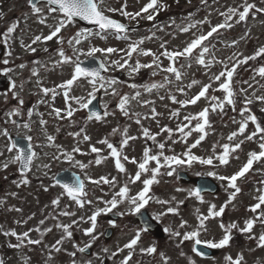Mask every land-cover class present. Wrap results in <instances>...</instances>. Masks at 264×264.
<instances>
[{"label":"rangeland","instance_id":"374dc122","mask_svg":"<svg viewBox=\"0 0 264 264\" xmlns=\"http://www.w3.org/2000/svg\"><path fill=\"white\" fill-rule=\"evenodd\" d=\"M148 0H127V10L129 12L138 11ZM251 3H255L257 8L264 7V0H249ZM122 0H106L105 7H114L119 8L121 6ZM241 3V0H217L210 6L206 7L202 11H200L196 16L192 18L185 17L177 18L173 24H169L164 28L163 31L160 29H153L145 32L144 30H137L133 32H129L128 35L131 41H135L141 37H148L155 33V37L153 39H145L144 44L142 45L145 49H152L157 55L162 51L160 49V44L164 41H167V47L170 50L182 49L187 42H189L193 38V33L196 35L201 34V32L206 33L210 24L215 25L221 23L223 21V17L219 15L220 12L226 10L229 6H236ZM188 5H193L192 2H189ZM187 5H183L185 8ZM196 7V6H195ZM24 12L23 16H27L24 19L25 28L20 33V42L23 41L24 44H30L32 39L36 35H48L49 27L46 25H42L37 22L36 17L31 13V10H22ZM119 15V13H116ZM125 21H130L127 18L119 15ZM207 17L209 23H204L202 25H197L196 28L190 29L188 33H183L179 31L180 26H187L192 23L195 24L197 21L204 20ZM143 19V18H142ZM47 23L49 25L53 24L54 21L49 18ZM79 28L74 25L67 28L66 30H62V35L67 40L71 38V36L78 31ZM3 31H0L2 33ZM247 33V35H245ZM211 39V38H210ZM0 40H2V36H0ZM236 40L237 43L232 45V41ZM48 46L45 42H38L33 45V47L37 48L35 53L26 51L21 46V52L17 57H9V65L14 69L11 73L14 79L19 76L25 79L26 75H29L32 67L28 66L21 70L17 66L21 63L25 64V59L31 61L34 64L35 61H39V64H35L39 69V79L43 81V85L45 87H51L53 77L50 71H45L47 67H53V62L59 59V56L56 54V49L58 44L55 42V39L50 43L47 41ZM128 40L116 39L113 34H108L107 39H101L98 36L91 37L88 41L82 42L79 47L87 50L91 46L97 47H117V48H125ZM21 45V43H20ZM210 46L212 47V52L215 55L216 60H225L229 66H231L232 60H227L228 57H233L235 59L234 54H242L243 56L252 55L259 47L264 46V14L257 13L256 18L252 19L251 16L247 19L246 22H241L239 24H235L231 29H221L219 30V35L214 34L212 40L210 42ZM63 47H67L69 52L72 54L71 48L65 42ZM44 48H48L49 51H43ZM100 55H104L102 53H98ZM5 58V57H4ZM117 55H112L108 57L109 60L118 59ZM206 60L210 59L209 55H206ZM137 59V57L133 56V63ZM142 63H149L152 57H139ZM162 63L165 67L169 65V61L163 57H161ZM0 62V67H5ZM261 64H264V60L261 58H257L255 61H249L246 65H242L237 69V73L234 76V81H238L240 83H235L234 87L239 90L240 88L247 89V93L249 96L255 92L256 95H264V88L260 87V85H264V78L256 75V81L259 83L253 82L251 79L254 75L253 69L259 67ZM42 65L44 67H42ZM180 65H184V67L180 68L182 72V78L180 81L175 80V76L165 73L158 72L156 76H152V69H141L138 74H134L133 76H129L127 71L124 69H113L107 72L106 76L115 77L119 81L127 82L129 90L127 92L134 90L129 85L132 83L136 84H144L151 82H163L165 76H167L173 83L167 85L164 88H160L158 90H153L149 93V97H145L143 95L140 96L138 101L136 102L134 99L130 100V107L132 108L133 113H139L141 123L137 124L134 119L127 120L126 118L122 121L121 129L125 126L128 127V134L131 136L137 137V139L130 141L129 146L124 149V153L128 155L130 158L135 157L137 160L142 158V151L145 145H149L152 149L153 154L157 151L156 143L151 140H146V138L142 135V127L148 128L152 133H160L157 137L158 142H166L165 154H177L180 155L186 150V145L191 144L198 137L197 133H193L192 136H189L186 142H177L172 143V140L179 141L180 133L174 132L172 136V140L167 139V133L161 132V128L167 125L169 128L176 129L177 125L183 122V117L189 114H196L200 110H202L208 103V101L204 98H201L195 105H188L186 107H181L179 103H174L170 100L169 94L175 95L177 100L190 99L195 94H197L200 88L204 83L209 82V77L213 74L218 73L222 65L219 63H213L210 68H205L202 65H198L193 57L191 60L181 58L179 63L176 64L177 67ZM56 68L61 69L65 67V80L69 79L73 73V65L64 64L55 66ZM207 69H210L209 71ZM204 70H206L204 72ZM122 71L124 73L123 76L118 77V72ZM208 72V73H207ZM193 79L200 81L199 84L194 85L192 88H187V85L191 83ZM243 81H248L249 84H252V88H248V84L243 83ZM63 82V81H62ZM61 83V82H60ZM122 83L118 84L116 87L119 91ZM59 84V83H58ZM33 90H39L36 85V79H32ZM217 85L214 83L213 88ZM179 87H184L185 92L180 93L177 91ZM26 89V87L24 88ZM90 85L87 83V80L81 78L77 81L72 89L71 94L76 96H84L87 97V93L90 91ZM142 90V89H139ZM8 93L7 103L4 101V94H0V130H3L5 127L8 128L9 131L15 130L17 132L23 133L27 135L31 134V130L24 128L22 125L24 122H33L38 121L41 118L36 113H43V119L47 120L48 123L46 125V131L48 134H51L56 137L55 144L62 146L64 150L71 151L72 148L79 146L81 148V153H75V159L80 160L81 162L87 164L88 161L94 160L96 154L91 153L90 145H95L103 149L104 151L101 155H107L108 149L105 145L97 143V141L102 138L108 136L110 141L115 143L116 141L121 139L119 133L116 135H110L112 133V129L116 127H120V118L116 113V99L117 96H113L111 94H106L103 90L102 101L104 105H107V111L110 113L107 117H103L102 120H88L85 115V110L80 109L74 113V116L69 119H58L54 115H50L52 109L48 104H38L37 101L41 99L49 100L50 97H43L42 94H30L28 91L25 94L22 93L24 98V105L21 108L20 116L6 117V113L9 112L12 108L17 106V101L12 99L11 93ZM216 96L222 97L223 93H219V91L212 93ZM152 96V97H150ZM157 97H164V99H156ZM140 99L154 101V104L144 105L140 102ZM237 99L239 101L243 100V96H238ZM73 106L76 107L75 103ZM258 104L257 109L251 108L252 112L257 116L258 120L261 122L262 126H264V116L263 112L260 111L261 108H264V104L259 102L253 103ZM65 101L62 95H58L54 102V107H58L61 109L65 108ZM151 107H155L156 115L153 117L150 115ZM115 108V109H114ZM28 109H34V114L31 118L27 115ZM179 109V117H172L170 114L173 110ZM143 116V117H142ZM20 118L23 122H21V126H14L9 121L11 119ZM134 118H136L134 116ZM233 118L237 123L233 122ZM242 119L239 114V109L236 107V111L226 110L224 115H215V119H211L210 124L211 127L206 129L208 133L205 140L201 142L199 146L195 149H192L193 153L199 156H207L212 154V145L215 143L223 144L228 143L227 136L238 128V122ZM74 121V122H73ZM4 122V123H3ZM195 121H193V124ZM31 124V123H30ZM32 128L36 127V125H31ZM84 128L87 135L91 137L90 141H83L82 137H74L70 135V133L79 131L80 128ZM57 128L59 131L57 132ZM37 133L40 132L41 138L46 140L44 132V128H34ZM254 130V125L249 123L247 131L250 132ZM243 139V137H240ZM35 144L36 141L34 140ZM235 141H233L234 143ZM7 143L6 139L3 136H0V150L4 149L5 144ZM142 147V148H140ZM171 149V151H169ZM259 151L258 141L248 142L246 141L241 149L237 150L236 156L238 159L230 158V164L227 166L217 167L214 170L217 171L220 175H231L235 171L239 170L240 167L247 161L248 153L250 151ZM220 149L217 148V152ZM44 155L42 158L36 161V164H45L51 163L50 169L36 170L33 168V172L31 173V177L33 181L30 182L29 185H23V187H17L12 183L13 180H17L16 178V166H10L7 170H0V198L5 200L3 211L0 214V235H3L7 242L11 245L19 243L16 237L11 235H4L5 232L9 230H15L17 233H23L28 231L29 229H35L37 226L41 228V230L45 228H52L50 233H45L43 236V242L40 245H28L25 244L22 248H20V256L22 259L26 260L27 264H71L72 257H70L67 253L72 251H76L73 247V244H78L83 246L90 239L83 232V229L90 226L87 222H81L77 225L72 226V232L78 234V240L65 239L62 245V250L60 252L51 251V259H49L50 246L55 243L57 239H60L64 233L61 229L56 228V223H65L70 224L72 220L78 218L80 216H84L87 218L91 215L92 211L97 207H104L103 201L111 199L112 193L114 191H118L119 186L126 182L127 177L124 173H119L114 166L113 158H109L106 161L102 162L100 165H89L87 169L81 170L80 168L74 166L72 163L64 160L52 161L51 157L53 154L58 152L56 147H48L43 149ZM7 154V153H5ZM7 154L5 157H7ZM5 157H0V161H2ZM150 166L154 167L155 163L150 162ZM65 167H70L75 170H79L85 177V173L87 176H91L93 179H98L101 176H115L117 181L119 182L115 189L110 188L109 185L102 184L96 185L89 181L88 189H87V199L93 201L92 205H86L83 209L79 208L71 199H67L65 195H61L63 189L60 186H52L53 183H50V179L53 177L54 173ZM125 167L130 174H134L136 171V166L131 163H126ZM179 168L189 169L193 174L208 172L213 170L210 166L200 165L199 163H194L191 167L181 166ZM47 172V175H44V172ZM264 173V160L260 161V164L254 162L252 170L246 174L244 178L238 180V185L242 188L243 194L236 198L232 204H230L222 217L211 219L206 221L207 231L201 232L200 239H214L219 240L223 232L219 227L220 222H224L225 224L230 223L232 221H236L239 223L240 227L244 226V221L247 218L252 217V213L248 210L249 206L255 204L257 201L254 197L258 196L259 193L256 189L259 187L257 183V176H261ZM6 177V178H5ZM174 180L170 184H166V181L162 177L159 178L160 183L152 186L149 195L154 198L160 200H172V197H175V201L172 202L173 207L176 206V201L183 200L184 203L179 205V215L176 214H166L159 218L164 228H170L172 230H180L182 233L184 231H192L198 225V212L207 213V209L210 203H215L217 207L224 204L228 197L225 194H221L218 196H205V203H201L197 198L189 197L187 193V186L180 185L176 182V176H173ZM37 179V181H35ZM218 180V179H217ZM165 182V183H164ZM221 182V181H220ZM251 183V184H250ZM221 188L225 190L226 182H221ZM45 187H47V191H45ZM132 189V194L139 191L142 188V184L137 182L135 185H130ZM177 188L185 189V191H176ZM16 192V196H11L9 193ZM60 197L59 206L52 205V200L56 197ZM101 199L98 200L97 198ZM65 206L68 207V210L75 213V216L66 217L60 215L61 211L65 209ZM148 209L153 213V215H157L159 213L165 212L166 208L169 205L156 203L155 199L149 201ZM129 205L127 203H123L118 205L116 209H113L115 212L127 211ZM18 208L21 211L10 210ZM41 216L45 215L44 218L40 220H44L45 223L43 225L39 224L40 220L35 219V215ZM105 214V213H103ZM103 214H101L97 218V228L96 234L99 235L102 233L103 227L106 225V222L103 219ZM181 219L186 220L188 225L184 229H179V224ZM19 221V223H18ZM24 221H27L24 223ZM137 226L135 224L134 215L126 214L121 216L120 220L116 223V234L114 238L105 243L101 235L99 239L93 244V252L90 256L86 255H76L77 260L80 264H86L87 261H91V264H120V260L123 259L125 255H127V250L123 253H118L116 257H112L111 253L115 252L117 247H123L125 243H127L132 236L135 234ZM255 235H259L261 232H264V227L257 225L253 229ZM167 236L161 242H158L155 246L157 248V252L155 254H142L140 252V248H146L152 244H154L153 238L146 234L145 232L141 235V240L136 247L135 253L133 255V259L131 264H139V260L147 257V262L150 264H163V261L159 255V253H164L166 256L170 257L168 264H189V257L192 260H195L196 264H226L224 257L226 255L231 254L235 257L238 253L242 252L244 255V264H264V248L257 247L256 240H249L246 235H242L238 232L233 233V240L230 242V246L225 247L223 253L218 256L211 258H204L197 255L192 250V243L194 241L189 240L185 241L178 248L179 238L170 236L169 232H166ZM31 239H39L40 232L32 231L30 232ZM2 238V237H0ZM104 248L108 249V252L105 253L103 251ZM181 252L184 255H181ZM20 257V258H21ZM5 262H12V260Z\"/></svg>","mask_w":264,"mask_h":264},{"label":"snow or ice","instance_id":"6c2138e0","mask_svg":"<svg viewBox=\"0 0 264 264\" xmlns=\"http://www.w3.org/2000/svg\"><path fill=\"white\" fill-rule=\"evenodd\" d=\"M28 6L30 7L31 13L36 17L37 22L46 25L49 27L50 31L48 35H36L30 44H24L21 40V46L29 52L35 53L37 48L33 47V45L38 42H47L53 41L58 44L56 49V54L59 56V59L53 62V67L64 64L73 65V73L69 79L63 81L59 84L54 85L53 87H45L43 85V81L39 79V69L37 67H33L31 69V77H37L36 85L39 89V93L42 94L43 97H50L51 103L49 100L41 99L37 101L38 104H48L51 107L52 111L50 115H54L58 119H69L74 116V113L80 109H87L92 101L96 97V93L103 89L106 94H111L113 96L119 97L117 107L123 113V115L131 118L132 116L136 117L135 122L137 124L141 123L140 114L139 113H130L129 111V103L132 99H138L141 96V91L137 90L134 96H129L128 94H123L118 91L117 85L122 83L115 77H110L106 75H102V71L107 73L113 69H124L127 71L129 76H133L134 74H138L141 69H152L151 75L154 77L158 74V72H165L175 76L176 81H180L182 78V72L180 68L184 67V65H180L177 67L176 64L179 63L181 58L191 60L193 57L198 65H202L205 68H210L213 63H219L222 65L221 70L213 74L209 77V82L204 83L200 88L199 92L195 94L190 99L177 100L175 95L169 94V99L174 103H179L181 107H186L188 105H195L201 98H204L208 101V105L200 110L196 114H189L183 117V122L178 124L176 129L169 128L165 125L161 128V132H166L167 139L172 140V136L174 132L180 133V139L172 140V143L177 142H186L189 136H192L193 133H197L198 137L194 140L193 143L186 145V150L180 154H171L166 155V142H158L157 137L160 133H152L150 129L143 128L141 129L142 135L146 140H151L156 143L157 151L153 154L152 149L148 146H145L142 151V158L137 160L135 157H129L124 153V149L129 146L130 141L137 139L135 136H131L128 134V127L125 126L122 129L120 127H116L112 129V133L110 135L120 134L121 139L116 141L115 143L111 142L109 137L106 136L101 140L97 141L99 144H103L108 149L107 155H101L104 151L103 149L96 147L95 145H90L91 153H95L96 156L94 160L88 161L87 164L81 162L78 159H75V153H81V148L79 146L74 147L71 151L64 150L62 146L55 144L56 137L48 134L46 131V125L48 123L47 120L43 119V113H36L41 118L39 119V125L45 129L44 135L46 138V143L44 144H34L33 136L27 135L24 138L28 141L27 146H23L20 142L14 139L9 132L8 128H4L0 130V136H3L7 143L4 146L3 150H0V157H5V153L9 154L2 161H0V170H7L10 166H16L17 172L19 174V179L13 180L12 183L17 187L21 185H28L31 181L29 179V174L33 172V168L36 170L50 169L51 163L45 164H36V161L40 157V153L36 150L37 148L43 147H56L58 152L53 154L51 159L52 161L64 160L72 163L74 166L80 168L81 170L87 169L89 165L93 163L95 165H100L102 162L106 161L109 158H113L114 166L119 173H124L127 177L125 183L119 186L118 191H114L112 193L111 199L103 201L104 207L95 208L91 215L85 218L84 216H80L78 220L74 219L70 224L65 223H56L55 227L62 230L64 235L57 239L54 244L50 246L49 259H51V251L60 252L62 250V245L64 240L71 239L73 236L72 226L77 225L81 222H87L90 224L89 227L83 229V232L90 239L86 244L80 246L78 244H73V247L76 251H72L67 253L70 257H72L71 264H80V262L76 259L77 251L80 253H85L89 250L93 244L99 239V235L96 234L97 228V218L103 213L112 212L113 209H116L118 205L127 203L129 205L127 211H121L115 213L118 216H124L126 214H138L141 212V209L145 208L148 205L149 201L155 199L156 203L169 205L166 208L165 212L159 213L153 217V219H159L161 216L166 214H176L179 215V205L183 204L184 201H176V206L173 207L172 202L175 201V197H172V200H160L154 198L149 195L151 188L154 184L160 183L159 177L168 176L172 177L174 175H178L177 169L181 166L191 167L194 163H199L200 165L210 166L213 170L205 173L207 176L215 177L221 182H226L225 191L228 194L227 200L224 204L217 207L215 203H210L207 209V213H200L199 209L197 212L199 213L197 216L198 225L192 231H184L183 233L180 230H172L170 228H165L166 232H169L170 236L179 238V244L177 247L179 248L185 241L192 240L194 241L193 252L197 255L204 257L206 253L197 248L196 245H205L211 249H223L225 247L230 246V242L233 240L234 230L242 235H246L249 240H256L258 248H264V232H261L258 236L255 235L253 229L259 223L262 227H264V180L259 181V187L256 191L259 193L258 196L254 197L257 201L255 204L249 206L248 210L253 214L252 217L247 218L244 221V226L240 227L239 223L236 221H232L230 223L225 224L224 222H220L219 227L223 232L222 237L219 240L200 239L201 232L207 231L206 221L211 219L220 218L224 215L226 208L236 200L238 194L242 192V188L238 185V180L244 178L247 173L252 170L254 162H260L264 160V126H262L261 122L258 120L257 116L252 112L251 105L254 102H259L264 104V95H256L255 92L251 96L248 95L247 89L240 88L237 90L234 87L235 83H240L238 81H234V76L237 73V69L246 65L249 61H255L257 58H261L264 60V46L259 47L252 55L243 56L242 54H234L235 59L233 57H228L227 60H232L231 66L225 60H216L214 53L212 52V47L210 46V38L214 36V34L219 35V30L221 29H231L235 24H239L241 22H246L249 16L252 19L256 18L257 13L264 14V7L257 8L255 3L249 2V0H241V3L236 6H229L225 11L220 12L219 15L223 17V21L221 23L211 25L210 21H208L207 17L204 20L197 21L195 24H188L187 26H180L179 31L183 33H188L190 29L196 28L197 25H202L204 23H209V30L204 33L196 35L193 33V38L186 43V45L182 49L170 50L167 47V41H164L160 44V49L162 50L159 55L152 51V49H145L142 47L145 39H153L155 37V33L148 37H141L135 41H131L128 33L130 31H135L134 28H131L129 24H125L120 20L114 19L112 15L114 13H119V15L127 18L130 21H134L139 23V19H147L148 21H154L159 12L166 8L167 5L163 4L161 0H148L147 3L143 5L138 11L129 12L127 10L128 4L127 0H122L121 6L119 8L114 7H105L106 0H26ZM202 3H207V0H201ZM191 15V14H190ZM3 16V13L0 12V17ZM51 18L54 23L49 25L47 23L48 19ZM79 21H87L89 24L94 26V29L90 28H80L76 31L71 38L67 40L62 35V30H66L67 28L77 24ZM173 23H175L173 21ZM19 27V21L11 23L4 32L0 33L2 36L3 44H7L9 49H11V44L9 41L13 39V33ZM160 30L163 31V27H160ZM111 33L115 36L116 39L128 40L125 48H117V47H97L91 46L87 50L79 47L84 41H88L91 37L98 36L101 39H107L108 34ZM247 35V33H245ZM65 42L71 48L72 55L66 54V51L63 47ZM237 43L236 40L232 41V45ZM43 51L48 52V48H44ZM97 53L104 54V59H102L97 67H84L83 61L81 57L92 58L95 59ZM112 55H117L118 59L109 60L108 57ZM136 56L134 63L133 56ZM206 55H209L211 58L206 60ZM12 56L11 50L8 51L7 57H5L2 61L3 67L0 71L3 74L9 77V92L11 93L12 99L17 101V106L12 108L5 115L6 117L20 116L21 108L24 105L25 101L22 96L25 87V81L21 80L17 83L16 80L12 79L9 75L14 71L13 68L8 67L9 65V57ZM139 57H152L149 63H142ZM161 57L167 59L170 63L167 67H165L162 63ZM35 64H39V61H35ZM19 69L23 70L27 67L26 64H19L17 66ZM42 67H44L42 65ZM254 75L251 78L253 82L259 83L256 81V75L261 78H264V64H261L259 67L253 69ZM29 78V82L31 80ZM81 78H85L87 83L90 85V91L87 93V97L84 96H76L72 95V89L74 84L79 81ZM126 83V82H125ZM173 83L167 76H165L163 82H151L144 84H136L132 83L129 85L132 89H143L144 92L151 93L153 90H158L160 88H164L167 85ZM200 81L193 79L190 84L187 85V88H192L194 85L199 84ZM217 86L213 88V84ZM243 83L248 84V88H252L253 85L249 84L248 81H243ZM260 87L264 88V85H260ZM178 92L184 93L185 88L179 87L177 89ZM210 91L215 93L217 91L222 92L223 96L219 97L214 94H209ZM58 95H62L65 101V108L61 109L58 107H54V102ZM238 96H243V100L239 101L237 99ZM160 99H164V97H160ZM8 93H4V101L7 103ZM75 103L76 107L73 106ZM144 105L154 104V101L144 100L142 101ZM237 103H241L242 106L239 109V114L242 119L238 122V128L235 131H232L228 136V143H215L212 145V154L207 156H199L193 153L192 149H195L197 146L201 144L202 141L205 140L207 136L206 127H211L209 114L211 113H224L226 106L231 107L233 111H236ZM107 109V105L104 106ZM261 112H264V108L260 109ZM179 109L173 110L171 112L172 117H179ZM150 113L153 117L159 115L156 113L155 107H151ZM34 114V109H28L27 115L31 118ZM110 113L105 110L103 116L99 112H92L87 119L91 120L95 118L97 121L103 119V117H107ZM193 121L195 123L193 124ZM10 123L20 127L21 124L15 120L11 119ZM74 122V121H73ZM233 122L237 123L233 118ZM249 123L254 125V130L248 132ZM24 128L31 130L30 123L24 122L22 125ZM59 128H57V132ZM70 135L74 137H82L83 141H90L91 137L87 135L85 129L82 127L79 131L70 133ZM243 137V139H240ZM233 141H235L233 143ZM258 141L259 151H250L248 153L247 161L243 164L239 170L235 171L231 175H220L214 169L221 166H227L230 164V158L238 159L236 156L237 150L241 149L242 145L246 142ZM217 148L220 149L217 152ZM171 151V149H169ZM47 155V153H45ZM150 162H154L155 166L150 167ZM131 163L136 166V171L134 174L128 173L125 164ZM44 175H47V172H44ZM197 175H202V173H197ZM6 178V177H5ZM54 184L52 186H60L63 189L61 195H67V197L71 198V200L81 209H83L86 205H92L93 201L87 199V192L85 190V179L87 181L96 184L109 185L110 188L115 189L118 185L117 178L115 176H101L98 179H93L91 176H87L85 173V179H81L79 176L75 177L74 183H66L62 182L60 179H57L56 176L52 177ZM137 182L142 184V188L132 194V189L130 185H135ZM47 191V187L44 189ZM176 191H185V189L177 188ZM204 190L201 187H195L193 189L187 190L189 197L197 198L201 203H205L202 192ZM11 196H16V192L9 193ZM98 200L101 198L98 197ZM5 200L0 198V205H3ZM52 205L59 206L60 197H56L52 200ZM10 210L21 211V209L14 208ZM60 215L71 217L75 216V213L68 210V207L65 206V209L61 211ZM27 221H24L26 223ZM19 223V221H18ZM45 223L44 220H40L39 224L43 225ZM110 224L115 226V220H110ZM188 225L186 220L181 219L179 224V229H184ZM40 232L39 239H31L30 232L32 231ZM149 230L148 221H144L143 226L136 229L135 234L132 238L123 245V247H117L115 252L111 253V256L114 258L118 253H123L127 250V255L120 260V264H131L133 259V255L135 253L136 247L138 246L141 235L144 232ZM52 228H45L41 230L39 226L35 229H29L23 233H17L15 230H9L5 232L4 235H11L16 237L19 243L11 245L13 248H22L25 244L28 245H40L43 242V236L45 233H50ZM103 251L105 253L108 252L107 248H104ZM140 252L142 254H155L157 252V248L155 244H152L146 248H140ZM163 264H168L170 257L166 256L164 253H159ZM181 255H184L181 252ZM226 264H244V255L242 252L238 253L235 257L231 254L226 255L224 257ZM0 264H4L2 258H0ZM25 264H27V258L25 260ZM86 264H91V261H87ZM189 264H196L195 260H192L189 257Z\"/></svg>","mask_w":264,"mask_h":264},{"label":"water","instance_id":"95a60500","mask_svg":"<svg viewBox=\"0 0 264 264\" xmlns=\"http://www.w3.org/2000/svg\"><path fill=\"white\" fill-rule=\"evenodd\" d=\"M85 23H88L87 21H83ZM98 64V63H97ZM96 63L92 64L89 62H86L83 64L84 67H96L95 66ZM8 84V81L6 80L5 77L0 76V88H5ZM94 105V104H93ZM101 110L98 109L95 112H100ZM14 139L18 140L20 142L21 145L23 146H27V142L25 140H22L20 138L14 137ZM71 175V174H70ZM74 179L76 177V175H71ZM61 181L69 183V180L71 179L69 176H65V178L60 177L59 178ZM181 180L183 181H193L196 183L197 187H201L204 191H212V192H216L218 190L217 186L214 185L213 183H211V181L208 178H204V177H200V178H191L187 175L182 174L180 177ZM138 219L140 220V222L143 224L144 221H148L149 223V229H154L156 231V234L158 236H163V232L161 227L157 224L154 223L153 221H151V219H149L145 214H141L138 215ZM197 248L203 250L206 255L212 254L217 252V250H212L211 248H208L204 245H196Z\"/></svg>","mask_w":264,"mask_h":264}]
</instances>
